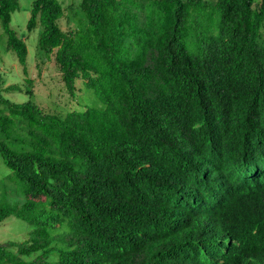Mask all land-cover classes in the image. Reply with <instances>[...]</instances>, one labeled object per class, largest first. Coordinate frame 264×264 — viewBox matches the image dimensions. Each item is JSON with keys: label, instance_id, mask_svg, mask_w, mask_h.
<instances>
[{"label": "trees", "instance_id": "16d2710c", "mask_svg": "<svg viewBox=\"0 0 264 264\" xmlns=\"http://www.w3.org/2000/svg\"><path fill=\"white\" fill-rule=\"evenodd\" d=\"M79 4L73 31L59 0H33L26 27L67 92L81 78L104 107L62 116L0 84V156L24 196L0 180V221L33 225L0 264H264V0ZM18 8L0 0V24L27 74Z\"/></svg>", "mask_w": 264, "mask_h": 264}, {"label": "rangeland", "instance_id": "374dc122", "mask_svg": "<svg viewBox=\"0 0 264 264\" xmlns=\"http://www.w3.org/2000/svg\"><path fill=\"white\" fill-rule=\"evenodd\" d=\"M212 2L213 0H207ZM19 8L11 14L10 26L17 32L18 36L25 40L28 55L26 62L27 74H24L16 54L7 48L6 35L0 24V84L6 87L10 84H20L22 91L4 90L3 95L14 102H23L31 99L45 112L64 115L70 110H84L87 107L103 108L104 104L96 95L94 90L88 87L81 78L76 79L75 95L71 96L61 80V73L54 60V53L47 56L39 51L38 37L41 26L37 25L31 31L27 30L26 23L30 16L33 0H18ZM63 7V16L58 20L64 31H73L80 25L85 24V17L80 8V0H59ZM259 42L264 46V21L260 29ZM25 78L32 79V96L26 94L28 85ZM10 170L3 163L0 156V180H4L7 198L11 201L22 200L24 196L19 192L14 183L7 178ZM33 225L16 218L8 216L0 221V242L7 240L22 241L28 237ZM57 229V231H60ZM38 254V253H36ZM36 254L31 255L30 258ZM28 259V257H26ZM53 262L57 256L52 254L48 258Z\"/></svg>", "mask_w": 264, "mask_h": 264}]
</instances>
